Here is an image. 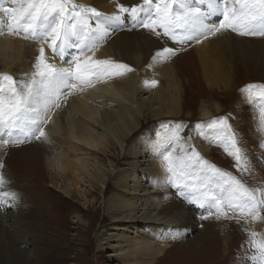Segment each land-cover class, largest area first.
Here are the masks:
<instances>
[{
    "label": "rangeland",
    "instance_id": "obj_1",
    "mask_svg": "<svg viewBox=\"0 0 264 264\" xmlns=\"http://www.w3.org/2000/svg\"><path fill=\"white\" fill-rule=\"evenodd\" d=\"M119 1H117V7L122 4L121 0ZM75 2L93 7L102 13H106L103 11V5L109 2L115 3L114 0H106L99 7V5L93 4V0H75ZM6 5H8L7 7L14 6L10 0ZM211 23L218 24L219 21ZM138 30L149 36L151 53L163 52L165 48L173 49V54L169 57L175 59L177 72H179L183 83L182 101H184L185 109L183 115L181 117H166L161 120L142 121L141 130L136 131L127 139L125 150L122 151L118 148L114 152L115 156L112 154L111 158H107L101 152L96 154L87 152L86 157H88L90 165L98 159L107 162L105 166L107 168H110V161L115 167V172L109 174L107 181V185L110 184L112 189L108 187L107 193H104L105 188L102 190L101 187L95 193V196L101 201L99 203L85 204L77 194L67 195L64 190L65 186L58 180L59 177L55 173H49L45 158L46 155L48 157L52 153V150L49 147L47 131L43 130L46 132L45 137H41L35 144L19 148L17 151H11L10 148H6L7 145L4 148L0 146V164L3 165L0 168V174H3L5 178V184L0 186V192L17 194L15 199L9 195L3 197V202H0V256L2 255L0 264H10L9 261L13 260L15 253L21 254L22 259L19 264L109 263L111 259L109 255L113 248L107 243L102 245L100 237L111 232L109 230H112L113 226L120 225L121 222L111 223V218L105 210V196L109 198L114 190L118 191L121 188L116 185V180L120 177L119 173L124 169H133L132 163L135 161L143 164L150 163L151 159H155L159 162L156 169L161 172L162 168H165L164 171H166L163 159L165 155L171 152L173 156H180L182 155L181 148L191 152L194 147L203 159L214 164L217 168L231 173L242 181L249 180V183L246 184L249 188H252L251 181L259 180L257 185L259 188H264V182H262L264 180V148L261 147V144L264 143V131L259 129V107L250 103L246 98L247 93L242 91L248 85H264V74L262 75L257 70L248 72L246 70L248 68L243 67L239 64V60H236L230 73V80L217 78L218 76H214V79L210 75L207 77V72L203 68L206 64L202 62V57L199 56L197 49L202 36L180 44L163 35L156 36L149 29L138 27ZM157 31L162 30L158 28ZM229 31L233 33L231 30ZM8 34L6 29L0 32V36ZM233 34L241 36L238 33ZM241 37L252 40L264 39V35ZM29 43L34 46L38 45L39 48L41 42L29 39ZM96 49L101 51L102 47L97 44ZM33 51L35 55H31ZM36 52H38L37 49L27 48L29 57L25 58L24 62L33 67L38 55ZM45 53L50 56L48 51L45 50ZM19 63L22 64L18 62L7 70L3 67L0 68V73H8L17 80L21 79L24 73L30 71L22 69L24 64L20 65ZM222 70L227 72L225 68ZM154 81H156V87L164 83L163 77L154 79ZM203 101L207 106L210 105L209 109L215 110L218 106L220 110L215 111L214 114L206 115V117L202 116ZM188 113H191V116H188ZM225 118L236 134L238 145L247 157V171L239 170L234 158L215 142V132L210 122ZM197 125H201V127L197 129ZM41 128L43 129V127ZM208 131L211 134L206 138L205 135ZM155 132L160 135V138L155 139ZM38 134L37 132L36 136ZM33 138L35 139V137ZM140 138L144 142L147 138H153L157 142L154 150L147 157L142 152L144 148H142L141 142L136 141ZM255 152L259 154L257 160H254ZM142 166L140 165L139 168L141 169ZM140 175L143 176V174ZM168 176L169 173L164 181L162 178L156 179L155 176L152 178V175L145 176L146 178L141 180L145 179L147 183L154 181L156 184L160 180L161 191L159 190L156 194L158 199L163 204L165 203L161 216H167L172 211L185 206L188 209V217L192 221L195 220L196 224H193L192 231L190 228L189 231L184 232L186 227L179 224L178 220H175L174 224L168 220V223L172 225L159 231L160 240L164 243L166 252L164 251V255L159 256L153 264H251L250 258L258 253L249 246V241L252 239L250 233H258L255 239L264 240V226L255 225L256 220L251 216H245L240 221L236 220L239 216L230 217L231 211L228 213V218L215 219V223L209 225L202 224L201 222L205 221L203 217H212L215 210L213 209L210 214L207 208L190 203L176 188L167 183ZM158 177L160 176L158 175ZM53 182L56 183L55 186ZM77 215H81L84 222H79ZM261 216L264 218V209L261 210ZM184 217H181L182 221H185ZM139 219L130 222L127 226L125 224V226L131 231L135 229L132 228L133 224L145 227L148 232L157 230L152 228L151 221V226L147 228L145 223ZM115 260L118 264H123L122 260L117 258Z\"/></svg>",
    "mask_w": 264,
    "mask_h": 264
},
{
    "label": "bare ground",
    "instance_id": "obj_2",
    "mask_svg": "<svg viewBox=\"0 0 264 264\" xmlns=\"http://www.w3.org/2000/svg\"><path fill=\"white\" fill-rule=\"evenodd\" d=\"M105 1L93 0V4L100 7V4ZM114 1L115 3L109 2L103 5V11L106 12L104 14L119 13L117 7L119 0ZM121 3L130 8L142 4V0H121ZM8 5L5 4V7ZM202 9L206 10L207 6L203 5ZM214 21L218 22L215 18L210 22ZM138 27L132 28L131 22L127 21L125 26L112 29L108 38L103 43H99L102 47L101 51L94 49L95 59H110L115 63L127 64L132 71L126 72L122 76H101L98 80L93 81L91 87L80 86L73 91L72 95H68L66 100L62 98L58 102L60 107L53 105L45 117L48 122L40 125L43 130L48 132L47 138L50 141V150H52V153L48 157L46 155L45 158L47 166L44 163L43 165L47 167L50 174L55 173L59 177L58 180L65 186L64 190L67 195L77 194L85 204L101 202L95 193L101 187L102 190L105 188L103 192L107 193L108 187H110V184L107 185L109 174L115 172L111 161L110 168L105 167L107 162L98 159L90 165L88 157H86L87 152L93 154L101 152L107 158H111L118 148L122 151L125 150L127 139L136 131L141 130L142 121L181 117L185 110L184 101H182L183 83L179 72H177L175 59L170 57L165 59L163 56L154 59L156 54L151 53L149 36L138 30ZM201 38L200 46L197 49L199 56L202 57V62L206 64L203 68L207 72V77L210 75L214 79V76H218L217 78L230 80V73L236 60H239V64L243 67L248 68L246 69L248 72L257 70L262 75L264 74V39H247L236 36L229 30ZM27 48L39 50L38 45L34 46L29 43V39H22L15 34L0 36V68L3 67L7 70L21 62L24 64L22 69L29 70L30 74L33 67L24 62L25 58L29 57ZM45 50L50 53L49 57H51V49L46 47ZM36 53L38 54V52ZM33 54L35 55L34 51L31 55ZM224 55L226 57H223ZM69 59L70 56H66L64 60L57 57L53 62L57 65L67 66ZM224 68L227 72L222 70ZM8 71L10 72V70ZM159 77H163L164 83L158 87L151 86L152 79L157 80ZM204 103L205 101H203L202 109L200 108L204 117L220 110L218 106L215 110L209 109L210 105L207 106ZM190 114L188 113V116H191ZM210 134L211 132H206V138ZM159 136L155 132V139L160 138ZM155 139L147 138L146 142L142 138L136 140L138 143L141 142L142 148H144L142 152L146 157L157 145ZM38 140L31 138L20 143L21 145H7L6 148L17 151L19 148L35 144ZM0 146L4 148L6 145ZM255 153L254 160H257L259 154ZM149 162L139 164L140 162L135 161L132 163L133 169L122 170L119 173L120 177L116 180V185L121 188L118 191L114 190L109 198L105 196L106 194L104 195L105 210L111 218V223L121 222L120 225L113 226L112 230H109L111 232L100 237L102 245L107 243L113 248L109 255L110 262L106 264H118L115 258L122 260L123 264H153L166 250L164 243L160 240L159 231L172 225L168 223V220L172 223L178 220L179 224L186 227L184 232L189 231L190 228L192 231L193 224H196L195 220L192 221L188 217V209L185 206H181L167 216H161L165 203L163 204L156 194L160 190V180L156 184L154 181L147 183L145 179H141L152 175V178L155 176L156 179L162 178L164 181L168 173L164 171L165 168H162L161 172L156 169V165L159 164L157 160L151 159ZM140 165L145 167L142 166L140 169ZM110 189L112 188L110 187ZM77 216L79 222H84L81 215ZM182 216H185V221H182ZM262 216L256 220L255 225L264 226ZM212 217H208L201 223L207 225L215 223V214ZM136 219L142 220L147 228L151 226V221L152 228L157 230L148 232L145 227L133 224L132 228L135 229L131 231L126 226ZM21 259V254L15 253L13 260L9 262L10 264H19Z\"/></svg>",
    "mask_w": 264,
    "mask_h": 264
},
{
    "label": "snow or ice",
    "instance_id": "obj_3",
    "mask_svg": "<svg viewBox=\"0 0 264 264\" xmlns=\"http://www.w3.org/2000/svg\"><path fill=\"white\" fill-rule=\"evenodd\" d=\"M8 2L0 0V32L6 29L9 34L41 43L30 74L25 73L17 80L8 73H0V145L45 137L40 125L48 122L46 114L53 105L60 107L58 102L62 98L66 100L80 86H93V81L101 76L131 72L127 64L94 58L97 44L127 21L132 28H146L156 36L163 35L180 44L228 30L241 36L264 35V0H142V4L130 8L120 4L119 13L112 15L75 0H10L14 6L5 7ZM213 18L219 23H211ZM158 28L162 31H157ZM45 47L51 49V57L46 55ZM172 54L173 49L165 48L154 59L161 56L166 59ZM66 56H70L67 66L53 62ZM151 84L154 86L156 81ZM242 91L247 93L250 103L258 105L259 129L264 131V85H248ZM210 124L215 142L234 158L239 170L247 171V157L226 118ZM196 127L199 129L201 125ZM261 147L264 148V143ZM181 153L173 156L169 152L163 157L169 173L167 183L190 203L206 207L210 213L214 209L216 219L228 218L230 211L260 219L264 188H249L231 173L204 160L194 147L191 152L181 148ZM4 184L5 178L0 174V186ZM9 195L13 199L17 196L14 192H0V202ZM257 235L250 233L249 246L258 253L250 260L251 264H264V240L255 239Z\"/></svg>",
    "mask_w": 264,
    "mask_h": 264
}]
</instances>
